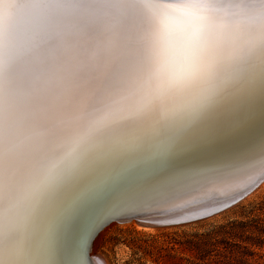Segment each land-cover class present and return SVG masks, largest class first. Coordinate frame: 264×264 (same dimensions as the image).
<instances>
[{"label": "clouds", "instance_id": "1", "mask_svg": "<svg viewBox=\"0 0 264 264\" xmlns=\"http://www.w3.org/2000/svg\"><path fill=\"white\" fill-rule=\"evenodd\" d=\"M264 43V0H4L0 249L102 150L197 106Z\"/></svg>", "mask_w": 264, "mask_h": 264}, {"label": "snow or ice", "instance_id": "2", "mask_svg": "<svg viewBox=\"0 0 264 264\" xmlns=\"http://www.w3.org/2000/svg\"><path fill=\"white\" fill-rule=\"evenodd\" d=\"M257 172L264 173V43L190 111L98 153L83 170V189L70 201L54 197L25 235L0 249V264H92L90 240L107 221L176 209L210 189L227 195Z\"/></svg>", "mask_w": 264, "mask_h": 264}, {"label": "rangeland", "instance_id": "3", "mask_svg": "<svg viewBox=\"0 0 264 264\" xmlns=\"http://www.w3.org/2000/svg\"><path fill=\"white\" fill-rule=\"evenodd\" d=\"M100 252L107 264H264V184L197 219L116 221L102 232Z\"/></svg>", "mask_w": 264, "mask_h": 264}, {"label": "bare ground", "instance_id": "4", "mask_svg": "<svg viewBox=\"0 0 264 264\" xmlns=\"http://www.w3.org/2000/svg\"><path fill=\"white\" fill-rule=\"evenodd\" d=\"M88 177L84 178V182H88ZM264 184V173H254L250 176V178L237 190L230 191L227 195L223 194L219 191H213L208 190L193 201H191L189 204L180 206L176 209H172L166 212L162 213H149L146 216H142L143 218L139 217H131L127 219H116V220H110L107 225L99 227V231H97V234L92 239L91 243V249H90V255H91V261L92 264H107V261L100 255V253L94 254L97 250V246L99 243L100 236L102 232L108 227L109 225L113 224L114 222H126V221H136L138 224L142 226L157 224V223H176V222H182L186 219H189L190 217H194L197 215H200L201 213L208 212L211 209L217 208L220 205L227 204L231 202V200H238L241 197L248 195L251 193L254 189H256L258 186L260 188V185ZM123 188L122 186L118 187H110L106 189L100 198L95 202L94 207L96 208H102L110 199L113 197L119 195L121 193V190ZM252 195V194H251ZM144 213H141L140 215H143Z\"/></svg>", "mask_w": 264, "mask_h": 264}, {"label": "water", "instance_id": "5", "mask_svg": "<svg viewBox=\"0 0 264 264\" xmlns=\"http://www.w3.org/2000/svg\"><path fill=\"white\" fill-rule=\"evenodd\" d=\"M235 201H237V200H231V202H229V203H227V204L220 205L219 207L214 208V209H211V210H209L208 212L201 213L200 215H197V216H194V217H190L189 219H186L185 221H187V220H193V219H197V218H200V217L206 216V215H208V214H211V213H213V212H215V211H218V210H220V209H223V208H225V207L231 205V204L234 203ZM148 214H149V213H144L143 215H140V214H136V215H123V216H121V217L111 219V221H112V220H116V219H121V220H123V219L131 218V217H139V216H141L140 218H143L142 216H146V215H148ZM109 221H110V220H109ZM109 221H107V222L110 223L111 221H110V222H109ZM107 222L104 223L102 226H104L105 224L107 225V224H108ZM97 231H99V229L96 230V232L94 233V235L92 236V238H91V240H90L89 253H90V249H91L92 239H93L94 236L97 234ZM89 258H90V260H91V255H90V254H89Z\"/></svg>", "mask_w": 264, "mask_h": 264}]
</instances>
